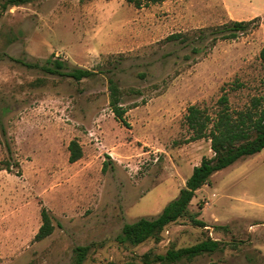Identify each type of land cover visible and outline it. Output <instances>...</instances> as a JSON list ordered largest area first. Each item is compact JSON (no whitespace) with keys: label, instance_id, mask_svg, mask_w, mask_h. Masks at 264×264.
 Segmentation results:
<instances>
[{"label":"rangeland","instance_id":"rangeland-1","mask_svg":"<svg viewBox=\"0 0 264 264\" xmlns=\"http://www.w3.org/2000/svg\"><path fill=\"white\" fill-rule=\"evenodd\" d=\"M263 3L36 0L2 11L0 264H75L77 246L89 247L82 264H143L144 252L207 237L224 248L166 264H264V148L215 172L158 241L117 240L124 223L161 213L193 167L213 156L207 138L188 140L189 106L214 114L223 94L232 110L255 97L264 106V13L254 14ZM251 19L235 38L215 33ZM173 33L186 39L166 41ZM49 60L64 73L94 74L77 81L49 73ZM111 81L122 120L110 106ZM73 139L82 156L70 162ZM42 208L53 230L36 240Z\"/></svg>","mask_w":264,"mask_h":264},{"label":"trees","instance_id":"trees-1","mask_svg":"<svg viewBox=\"0 0 264 264\" xmlns=\"http://www.w3.org/2000/svg\"><path fill=\"white\" fill-rule=\"evenodd\" d=\"M36 0H5L0 7V15L8 6H20L31 3ZM141 6L142 3H156L161 0H126ZM249 21L232 20L224 27L216 29L215 33H222L223 38H235L239 32L248 29ZM226 31V32H225ZM186 37L180 33H173L166 37V41L185 40ZM259 58L264 62V47L260 49ZM50 65L42 68L49 73L67 75L79 81L83 78L90 77L93 71L84 68H75L71 72L64 73L61 69L64 67L58 60L47 61ZM28 66H39L38 64H27ZM111 99L110 106L119 119H123L126 108L119 105L120 91L112 83L109 85ZM261 97L254 98L252 104L242 110H232L229 105L228 96L223 94L219 98V108L214 114L208 112L206 108L197 105L188 107L186 122L192 130L189 141L207 138L210 140V148L213 156L203 157L200 163L193 167L190 176L185 182V186L180 189L178 196L170 201L154 218L141 217L136 221L126 222L123 224L121 234L117 240L119 243H129L133 246L139 245L148 239L158 241L161 233L171 223L176 222L185 216L191 200L195 193L203 185L210 183V177L217 171L231 166L238 160L251 156L264 148V106L261 105ZM69 161L75 162L82 156V149L76 140H71L68 145ZM10 164L7 162L4 169H9ZM105 168V167H104ZM42 224L35 235L36 240L43 239L51 234L53 225L47 211L41 210ZM190 221L199 227L205 228L207 225L204 221L192 216ZM224 248V243L207 237L201 241L177 249L169 248L164 254H152L150 251L140 255V261L143 264L152 263H172L181 259L190 260L204 253H213ZM88 246L75 247L76 259L75 264H82ZM114 264V263H111ZM123 264H139L128 261Z\"/></svg>","mask_w":264,"mask_h":264},{"label":"crops","instance_id":"crops-1","mask_svg":"<svg viewBox=\"0 0 264 264\" xmlns=\"http://www.w3.org/2000/svg\"><path fill=\"white\" fill-rule=\"evenodd\" d=\"M254 5L257 6V4H255V2H254ZM259 10H260L262 13H264V3H263L262 6H260V7H254V14H259V13H258ZM263 256H264V255H263Z\"/></svg>","mask_w":264,"mask_h":264}]
</instances>
